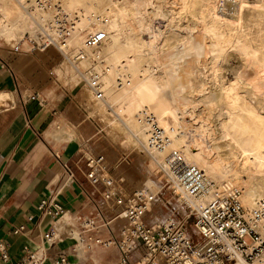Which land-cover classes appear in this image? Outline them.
<instances>
[{
  "label": "built area",
  "instance_id": "2783aa9c",
  "mask_svg": "<svg viewBox=\"0 0 264 264\" xmlns=\"http://www.w3.org/2000/svg\"><path fill=\"white\" fill-rule=\"evenodd\" d=\"M35 1L38 7L50 6L49 0ZM36 21L40 37H29L31 49L44 50L58 43L63 49L72 20L57 8L52 21L46 23L49 30ZM107 37L106 31L94 29L88 32L84 47H99ZM19 48L17 45L15 50ZM85 58L83 50L75 55L76 60ZM86 76L89 88L102 100L104 93L97 75L89 71ZM136 116L145 126L148 147L162 151L171 138L157 117L147 109ZM56 158L60 178L37 205L40 217L51 218V226L42 242L36 248H26L16 262L1 245L0 256L7 264H44L48 260L70 264L67 253L50 252L67 239L74 241L73 252L82 247H115L117 264H133L131 258L137 252L141 257L138 264H264V199L246 205L242 188L215 181L202 167L188 161L182 150L154 156L160 184L156 192L144 187L127 190L106 156L85 147L79 148L72 161L59 155ZM71 184L78 185L85 197L82 209L75 213L59 199ZM162 208L169 214L162 216ZM25 229L20 225L14 232Z\"/></svg>",
  "mask_w": 264,
  "mask_h": 264
},
{
  "label": "rangeland",
  "instance_id": "374dc122",
  "mask_svg": "<svg viewBox=\"0 0 264 264\" xmlns=\"http://www.w3.org/2000/svg\"><path fill=\"white\" fill-rule=\"evenodd\" d=\"M130 1L133 0H128V2L127 0H83V2L78 3V6H72L70 0H49L50 6L45 9L36 6L35 0L30 2L18 0L19 3L21 2L22 10L29 16L28 23L18 30L5 33L3 32L4 29L12 25V20L6 18L0 11V47L9 50H13L17 45H20L23 49L32 47V42L29 41V37L36 39L40 37L36 25L37 18L33 15L34 10L42 9L46 13V18H48L46 20L47 22H43L44 24L41 25L46 30H49L47 24L52 21V10L55 8L61 9L62 16L67 17V19L71 20L78 16V19L75 20V24H77L76 22L81 17V9L86 6L87 2L96 4L101 11L108 9L109 5L112 6V15L116 10L119 11L124 7H130ZM245 2L249 5L241 11L242 17L240 16L238 28L241 33L243 32L242 34L248 41V44L258 50L259 55H262L264 54V14L258 11L257 0H245ZM155 4L160 8H149V16H147L149 29L141 31L139 36L135 35L134 38L150 42L151 38L152 40L155 38L154 35L156 33L160 35H158L159 37L157 36L156 42L160 45L163 44V48L167 52V58L164 60L172 63L169 67L170 69L167 70V73H169L167 75L176 81H172L174 84V92L176 96L178 95L179 103H182L180 104L182 108L178 111L175 118L172 119V122L180 128L184 138L192 140L194 137L204 144L206 148L207 144H213L215 146V153L223 159L227 158L226 161H230L229 164L234 166V169L231 171L229 177L224 178L223 182L225 184H236L239 186L245 184L244 174L238 169V165L233 160V155L237 154L236 143L228 133L221 130L219 122L224 112V105L220 101V98H218L219 91L217 89L222 84L225 86L231 83L242 85L240 90L243 91L249 102L257 110L264 111L262 98L259 94L255 93L258 92L257 89L248 86L255 85L248 78L249 73L252 71L250 66L247 65L248 56L242 55L236 50H230L231 52L228 51L220 59L223 63L219 60L220 62L218 61L214 70L213 65H211V59H209L208 54H205L206 50L203 42L199 40L197 34L191 33L194 31L192 20L188 19V16L180 14L179 3L176 5L174 0H160V2ZM220 5L224 6L222 0ZM226 5L225 12L228 14L234 13V17L237 16V12L239 13L237 3L233 5L228 3ZM169 11L171 13L169 15L171 19L174 21L176 18L175 21L177 23L173 27L170 26L171 19L168 16L170 14ZM177 12H179V16L176 15ZM93 14L98 16L100 13L93 12ZM128 35L129 32L124 33L122 42L128 40ZM199 42L203 46L201 45L200 51L198 52L196 43ZM58 45L51 44L47 49L59 57L57 58V64L51 67L53 73L45 72L46 76L43 85H50L51 88L41 98L52 99L53 103L60 105V107H62L61 105H67L65 108L68 107V109L66 112H64V108L59 110V113L53 115L52 118L49 115L48 121H52L53 127L58 129L63 124H67L68 120L75 123L78 119L82 118L83 121L79 125L80 131L77 128L70 129V135L76 136L80 140L78 146L82 145V147L92 150L95 153L104 154L112 167L114 175L122 181L123 186L127 190L131 191L147 183L143 187L152 192H156L160 188V184L158 183V165L154 156H158L159 154L155 148L148 147L144 124L138 120L137 116L135 117L136 119H131L127 112H122V102L117 99L121 88L115 79L117 78L118 82L121 81L123 79L122 74L127 75V72L123 71L124 73H121L119 71L120 73L118 72L114 79H108V70L112 68L111 64L116 56L114 53L103 48L104 45L106 46V42L93 49H85L83 45L81 50L85 52L86 58L82 60L75 59V55L79 53V48H76L77 45L75 44L74 36L70 35L66 47L62 46L63 49H60ZM37 52L42 53L39 50ZM144 53L145 59H143V63H140V67H150L153 72L160 74L162 70L157 65L156 55L150 54V50H146ZM202 55L206 56L203 57ZM152 65H154V68ZM89 71L91 73H98L99 75L100 85L104 92V99L101 101L93 97L92 94L94 93L89 88L87 80L85 79L87 77L86 73H89ZM217 72L220 73V76ZM34 77L35 80L38 78L37 72ZM30 78L33 80L32 77ZM189 81H193L192 84L194 85ZM3 94L4 96L0 99V132L8 125L11 119L22 111L23 102L15 92H12V95L10 92H4ZM26 101V104L29 105L30 103L33 104L36 102V99H33V96H31ZM147 110L150 111L148 107ZM187 126H191L192 128H187ZM195 127L198 130H195ZM189 130L191 134L187 133ZM181 144L184 143L181 142ZM178 149L183 150V148ZM55 153L63 156L59 151ZM221 176V173H217L215 178L222 181L223 178L221 179ZM216 179L214 180L217 181ZM167 213L169 214V211L166 208L160 210L162 216L167 215ZM191 222L192 219L190 220ZM83 250L85 252L86 248H83ZM101 250L103 251L102 256L107 254L112 257V260H98L97 263L94 261L92 264L118 263L119 253L115 247L101 248ZM139 256L140 253L138 252L132 256L133 264H138L141 258Z\"/></svg>",
  "mask_w": 264,
  "mask_h": 264
},
{
  "label": "bare ground",
  "instance_id": "6f19581e",
  "mask_svg": "<svg viewBox=\"0 0 264 264\" xmlns=\"http://www.w3.org/2000/svg\"><path fill=\"white\" fill-rule=\"evenodd\" d=\"M222 1L224 4V6L222 5L223 7L220 5L221 0H174L176 5L179 3L180 14L188 16V19L192 20L194 31L191 33L197 34L199 40L203 42L206 50L205 54H208L209 59H211L213 69L218 61L223 58L224 54L230 50H236L240 54L248 56L247 65H249L252 70L248 78L255 84L248 86L257 89L258 92L255 93L261 96L264 109V54L259 55L258 50L248 44V41L242 34L243 32L241 33L238 28L241 11L249 4L246 3L245 0ZM81 2H83V0H70L72 6H78V3ZM158 2H160V0H133L130 1V7H124L119 11L116 10L112 15V6L109 5L108 9H103V11H101L96 4L87 2L86 6L81 9V17L76 22L77 24H75V20L78 19V16H76V18L74 17V20L71 19L73 25L70 28V35L74 36L75 44L77 45L76 48H79L78 51L80 53L82 46L85 45L88 32L94 29L106 31L108 37L105 41L106 46L104 45L103 48L114 53L116 56L111 64L112 68L108 70V79H114L119 71H121V73L123 71L127 72V75L122 74L123 79H120L121 81L118 82V79H115L121 88L117 96V99L122 102L123 107L121 111L127 112L131 119H136V113L139 112L141 108L145 109L146 107L147 109L148 107L171 138V141L165 145L162 151L156 149L157 153L160 155L173 149L183 148L182 151L188 161L202 167L206 173H208V176L210 175L214 179H216L217 173H221V179L223 178L222 181L219 179L216 180H219L220 184H225L223 182L224 178L229 177L231 171L234 169V166L229 164L230 161H226L227 158L223 159L218 156L215 153V146L213 144H207L206 148L204 144L194 137L192 140L184 138L180 128L172 122V119L175 118L178 111L182 108L180 106L182 103H179L177 98L178 95L176 96L174 92V84L172 83L174 79L172 80V78L167 75L169 74L167 70L170 69L169 67L172 63L164 60L167 58V52L163 48V44L160 45L156 42L159 33H156L154 35L155 38H153V40L151 38L150 42L134 38L135 35L139 36L141 31L149 29V24L147 22L149 8H158L159 6L155 4ZM227 2L232 5L237 3L239 7V13L237 12L236 14L237 16L234 17V13L228 14L225 12V5L228 4ZM256 4L258 11L264 14V0H257ZM21 7V2L19 3L18 0H0V11L6 18L12 20V25L5 28L3 32L10 33L13 30L22 28L28 23L29 16ZM93 12L100 14L95 16ZM179 12H177L176 15L179 16ZM33 15L41 22H47L46 20L48 18H46V13H44L42 9L34 10ZM54 15L55 9L52 10L53 18ZM169 15H171V13L168 14V16ZM169 18L171 19V16H169ZM175 19L174 21L171 19V27L176 25L177 22ZM126 32H129V38L126 42H122V36ZM70 35L67 37L66 42L62 43L63 47H66ZM201 42L196 43L198 52L202 45ZM146 50H150V54L156 55L157 65L160 67V70H162L160 74L153 72L150 67H140V63H143V59H145L144 52ZM206 55L202 56L204 57ZM154 65H152L153 68ZM92 74H96L99 79L98 73ZM218 74L220 76V73ZM189 82H191V84L193 83V81ZM240 88H242V85L240 86L236 83H231L227 86L222 84L218 87V98H220V101L224 105V112L219 123L221 130L228 133L236 143L237 154L233 155V160L234 163L238 165V169L244 174L243 178L245 184L240 186L234 184V186L243 189V197L246 205H253L256 199H264V188H262L264 187V111L261 112L257 110L254 105L249 102ZM3 93L0 92V99L4 96ZM92 95L96 99V96H94V94ZM186 122L188 121L186 120ZM189 127L192 128L191 126H187V128ZM195 130L198 129L195 127ZM187 133L191 134L190 130L187 131ZM181 142L184 144H181ZM146 184L147 183H144L143 186H146Z\"/></svg>",
  "mask_w": 264,
  "mask_h": 264
},
{
  "label": "crops",
  "instance_id": "0c3cea01",
  "mask_svg": "<svg viewBox=\"0 0 264 264\" xmlns=\"http://www.w3.org/2000/svg\"><path fill=\"white\" fill-rule=\"evenodd\" d=\"M47 49H23L20 46L18 50L15 47L9 50L0 47V92H10L11 95L15 92L23 100L22 111L0 132V246L7 248L12 262L21 259L26 248H36L51 226V218L40 217L37 205L51 193L60 178L61 168L56 158L59 154L55 152L63 154L64 157L59 155L61 159L72 161L82 147L78 146V137L70 135V129L80 131L82 118L75 123L68 120L58 129L48 121L49 115L52 118L63 108L66 112L68 107L41 98L51 88L43 85L45 72L53 73L51 67L57 64L59 57ZM36 72L38 78L35 80ZM31 96L36 102L28 105L26 100ZM59 199L72 213L85 204V197L76 184L63 189ZM20 225H25L26 229L14 232V228ZM73 244L72 239L64 240L50 252L67 253L70 264L112 260L107 254L102 256L99 247L86 248L85 252L82 247L73 252ZM0 264H7L1 256ZM44 264L52 262L48 260Z\"/></svg>",
  "mask_w": 264,
  "mask_h": 264
}]
</instances>
